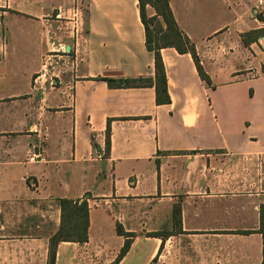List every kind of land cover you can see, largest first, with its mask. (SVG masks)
Returning a JSON list of instances; mask_svg holds the SVG:
<instances>
[{"label":"crops","instance_id":"obj_1","mask_svg":"<svg viewBox=\"0 0 264 264\" xmlns=\"http://www.w3.org/2000/svg\"><path fill=\"white\" fill-rule=\"evenodd\" d=\"M263 4L169 0L211 85L163 48L157 104L98 80L154 76L137 0H0V264H47L59 199H85L89 225L55 264H111L117 225L135 234L118 264H264V34L243 41Z\"/></svg>","mask_w":264,"mask_h":264},{"label":"trees","instance_id":"obj_2","mask_svg":"<svg viewBox=\"0 0 264 264\" xmlns=\"http://www.w3.org/2000/svg\"><path fill=\"white\" fill-rule=\"evenodd\" d=\"M141 23L144 27L146 50L154 55V76L152 78H99L98 80L106 82L109 88H139L153 87L155 90V101L157 104L170 103V97L167 90V78L161 57V49L174 48L178 53L191 55L200 78L208 85H211L210 78L203 70L196 54L194 44L179 29L173 13L171 11L169 0H137ZM148 7L154 11L149 15ZM264 21V16L257 15ZM264 34V29L250 31L243 35L244 43L252 42ZM106 148L110 146V121L106 127ZM60 207V225L55 234L49 239L48 262L55 264L56 250L60 242L84 243L88 239L87 229L89 225V211L86 200L59 199ZM119 235L125 238L123 247L111 264H118L119 261L128 252L134 233L125 232L120 225L116 226ZM258 232L264 233V204L260 206V223ZM247 233V232H245ZM170 233L151 232L146 233L147 237H157L162 241ZM153 262H156L154 258Z\"/></svg>","mask_w":264,"mask_h":264},{"label":"rangeland","instance_id":"obj_3","mask_svg":"<svg viewBox=\"0 0 264 264\" xmlns=\"http://www.w3.org/2000/svg\"><path fill=\"white\" fill-rule=\"evenodd\" d=\"M32 45V43H28V46H31ZM31 50H26V52L27 53H29ZM260 161L259 160H257L255 163H254V165H252V177H253V179H255V178H257V177H259V163ZM262 163V166H264V161L263 162H261ZM256 169H257V171H256ZM263 171V170H262ZM244 173V171H241V170H237V175H241L242 176V174ZM255 188V186L253 187V189Z\"/></svg>","mask_w":264,"mask_h":264},{"label":"built area","instance_id":"obj_4","mask_svg":"<svg viewBox=\"0 0 264 264\" xmlns=\"http://www.w3.org/2000/svg\"><path fill=\"white\" fill-rule=\"evenodd\" d=\"M260 12L264 15V4L260 6ZM133 181L137 182V177H135Z\"/></svg>","mask_w":264,"mask_h":264}]
</instances>
